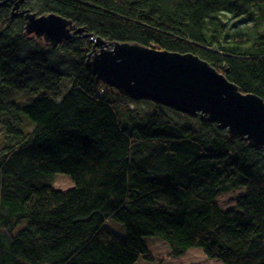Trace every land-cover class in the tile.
Wrapping results in <instances>:
<instances>
[{
    "label": "trees",
    "instance_id": "trees-1",
    "mask_svg": "<svg viewBox=\"0 0 264 264\" xmlns=\"http://www.w3.org/2000/svg\"><path fill=\"white\" fill-rule=\"evenodd\" d=\"M28 1L23 9L57 14L109 43L198 56L264 99V38L226 47L220 28L208 26L264 11V0ZM12 9L0 7V123L9 144L0 150V264L154 262L148 237L175 257L201 248L223 264H264V150L231 140L201 115L182 114L185 124L154 103L133 108L87 68L89 39L32 46ZM14 93L40 99L27 105ZM58 175L74 187L56 189ZM233 189L245 195L224 211L217 198Z\"/></svg>",
    "mask_w": 264,
    "mask_h": 264
},
{
    "label": "water",
    "instance_id": "water-1",
    "mask_svg": "<svg viewBox=\"0 0 264 264\" xmlns=\"http://www.w3.org/2000/svg\"><path fill=\"white\" fill-rule=\"evenodd\" d=\"M13 3L11 19L26 21V33L52 48L89 39L93 49L86 66L98 81L139 102L147 101L191 117L201 115L228 133L231 140L264 150V99L244 94L210 63L192 54L161 51L130 43H109L57 14L39 16Z\"/></svg>",
    "mask_w": 264,
    "mask_h": 264
},
{
    "label": "rangeland",
    "instance_id": "rangeland-1",
    "mask_svg": "<svg viewBox=\"0 0 264 264\" xmlns=\"http://www.w3.org/2000/svg\"><path fill=\"white\" fill-rule=\"evenodd\" d=\"M31 1H28V6ZM14 7V5H13ZM264 15V11L255 9L253 15L250 17L244 18H231V17H220L215 21L209 23V28L219 27L220 28V40L222 41L223 46L226 47H236L243 46L245 48H250L253 41H257L258 38H264V25L261 24V17ZM22 19V18H17ZM16 20V19H14ZM25 21V20H24ZM1 26V25H0ZM27 40L32 46H39L43 49H46L48 46L51 47L48 43L44 41L43 38H38L34 35L28 36ZM83 40V39H82ZM86 40V39H84ZM88 40V39H87ZM62 46V45H61ZM71 81L65 79L61 85V93L63 96L70 90ZM6 89V88H4ZM58 95H62V94ZM15 96L13 99L17 102L25 103L27 105L32 104L36 100L40 99L39 95L34 93L22 94L14 93ZM38 94H44L40 92ZM30 98V101H27ZM133 108H138L143 111H151L153 106L151 102L139 101L132 103ZM174 118L181 123H189V120L186 119L181 113L175 112L172 113ZM27 130H31V127L28 126ZM5 131L7 128L0 123V150H2L7 143L5 142ZM9 145V144H8ZM7 145V146H8ZM74 187L72 180L69 177L58 175L55 178V188L60 191H69ZM245 195L244 189H233L229 192L221 193L217 202L219 206L224 211L237 210V204L240 199ZM108 227L120 238L125 239L127 237L126 229L123 225L118 224L114 221H108ZM144 242L149 248L151 254L154 257V262H148L144 259H140L137 264H223L219 260L209 259L204 251L201 248L190 249L181 257H175L171 254V247L168 243L162 241L156 237L144 238Z\"/></svg>",
    "mask_w": 264,
    "mask_h": 264
},
{
    "label": "flooded vegetation",
    "instance_id": "flooded-vegetation-1",
    "mask_svg": "<svg viewBox=\"0 0 264 264\" xmlns=\"http://www.w3.org/2000/svg\"><path fill=\"white\" fill-rule=\"evenodd\" d=\"M14 4L13 3H7L5 6H13ZM22 10H23V7H22Z\"/></svg>",
    "mask_w": 264,
    "mask_h": 264
},
{
    "label": "bare ground",
    "instance_id": "bare-ground-1",
    "mask_svg": "<svg viewBox=\"0 0 264 264\" xmlns=\"http://www.w3.org/2000/svg\"><path fill=\"white\" fill-rule=\"evenodd\" d=\"M79 27V26H78Z\"/></svg>",
    "mask_w": 264,
    "mask_h": 264
}]
</instances>
